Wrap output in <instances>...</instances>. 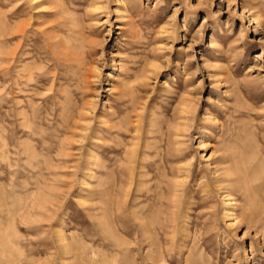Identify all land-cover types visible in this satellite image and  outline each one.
Instances as JSON below:
<instances>
[{
	"label": "rangeland",
	"instance_id": "rangeland-1",
	"mask_svg": "<svg viewBox=\"0 0 264 264\" xmlns=\"http://www.w3.org/2000/svg\"><path fill=\"white\" fill-rule=\"evenodd\" d=\"M0 264H264V0H0Z\"/></svg>",
	"mask_w": 264,
	"mask_h": 264
},
{
	"label": "bare ground",
	"instance_id": "bare-ground-1",
	"mask_svg": "<svg viewBox=\"0 0 264 264\" xmlns=\"http://www.w3.org/2000/svg\"><path fill=\"white\" fill-rule=\"evenodd\" d=\"M3 26V25H2ZM3 28L4 29H6L4 26H3ZM18 28H20V27H17V29ZM3 30V29H2ZM20 30H18V32H19ZM3 32H4V30H3ZM17 32V31H16ZM22 32V31H21ZM4 53V52H3ZM5 54V53H4ZM3 54V55H4ZM14 56H16L17 57V55H15V52L14 53H12ZM10 55V54H9ZM13 56V57H14ZM6 57V56H5ZM8 57H10V56H8ZM15 57V58H16ZM10 59V58H9ZM20 59V58H19ZM14 60V59H13ZM12 60V61H13ZM20 61V60H19ZM18 61V62H19ZM15 63H16V61H14ZM21 62V61H20ZM17 64H19V63H17ZM12 65V64H11ZM25 66V65H24ZM26 66H28V65H26ZM23 67L21 70L19 69V73H18V81H17V85L16 86H21L22 84L19 82L20 80H23L24 78H25V86H30L32 83H34V81H35V74L31 71V70H28V68L27 67ZM17 68V67H16ZM19 68V67H18ZM38 71V70H37ZM22 73H26L27 74V76H25V74H22ZM38 74V73H37ZM203 145V144H202ZM232 199V198H231ZM230 202H232L233 203V200H229ZM235 202V201H234ZM233 216V215H232ZM236 219V218H235ZM62 240V239H61Z\"/></svg>",
	"mask_w": 264,
	"mask_h": 264
}]
</instances>
